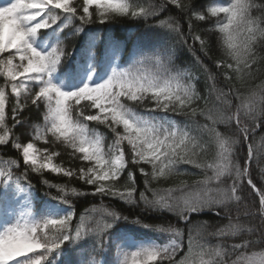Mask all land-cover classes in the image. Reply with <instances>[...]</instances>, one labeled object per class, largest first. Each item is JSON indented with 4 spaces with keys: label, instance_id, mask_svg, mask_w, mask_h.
<instances>
[{
    "label": "snow or ice",
    "instance_id": "1",
    "mask_svg": "<svg viewBox=\"0 0 264 264\" xmlns=\"http://www.w3.org/2000/svg\"><path fill=\"white\" fill-rule=\"evenodd\" d=\"M77 2L79 8L74 0H9L0 6V76L4 79L0 85V148L18 153L17 159L0 160L4 165L0 169V207L12 214L19 204L30 205L34 188L26 181L29 172L43 175L47 171L75 178L92 189L85 193L44 180L50 189L57 190V196L45 194L50 207L39 216L29 208L13 221L5 222L0 230V264H108L96 256L103 255L105 247L113 244L123 257L119 264H264V248L251 251L257 241L244 238L246 233L259 232V243L264 244V181L257 187L249 170L253 160L258 163L264 155V143L256 148L249 143L257 130L264 129V82L247 92L232 83L234 78L243 82L255 77L256 66L264 62V56L259 54L264 52V0H213L211 5L203 0L199 7L204 11H196L193 0H164L160 6H143L138 0ZM168 5L186 18L189 34L199 42L205 56L211 48L201 35L192 33V20L207 23L215 18L214 31L219 33L216 43L222 50V58L213 61L216 71L211 72L197 58L208 73V95L198 92L195 78L186 70L170 69L165 58L172 63L171 50L161 51L150 37H136L133 55L140 58L121 68L116 61L124 41L109 35L103 49L98 50L99 34L89 33L83 46L67 52L57 35L66 22L77 19L81 27L75 28L73 34L82 33L83 26L93 22V7L104 23L114 16L155 17ZM160 25L183 38L177 17L160 20ZM49 34L55 40L51 45L43 39ZM145 48L151 49L152 55H141ZM220 77L223 88L216 87ZM212 93H216L214 106L208 107ZM10 97L14 98L12 126L6 122ZM29 103L37 111L43 107V124L33 125L31 138L21 142L14 129L25 124L20 114ZM198 117H203L205 123H199ZM179 118H184L183 126L177 122ZM90 122L104 125L113 136L112 142L105 145L104 137L89 127ZM221 124L234 129L231 136L219 130ZM261 139L264 141V137ZM40 141L45 147H38ZM60 145L71 150L69 164L79 159L83 166L55 163L62 153L54 149ZM213 145L214 157L211 162H203V155ZM237 146L247 149L239 160L235 159ZM21 163L23 182L13 172ZM183 164L200 169L203 178L192 184L181 182L175 188L151 187L153 181L180 174L177 169ZM131 168H138L144 177L143 190L138 189ZM125 172L127 180L121 185ZM245 186L258 197L259 206L253 209L244 205L243 216L258 215V227L241 223L244 198L240 192ZM177 192L181 194L175 195ZM88 195L137 206L142 203L146 212L172 214L178 223L187 226L192 225L193 215L206 212L227 223L212 232L201 231L215 227L207 222L189 227L188 251L177 260L183 248L181 230L171 224L141 225L137 218L131 222L133 230L139 226L149 232L166 233L169 239L167 243H141L129 253L123 251L119 241L127 239L121 227L129 228L130 222L119 212L104 207L85 209L73 229L70 198ZM232 204L237 206L235 216ZM90 212L99 213L100 220ZM207 237H235L240 242L211 245ZM66 245H73L70 252ZM66 253L76 259H60Z\"/></svg>",
    "mask_w": 264,
    "mask_h": 264
},
{
    "label": "trees",
    "instance_id": "2",
    "mask_svg": "<svg viewBox=\"0 0 264 264\" xmlns=\"http://www.w3.org/2000/svg\"><path fill=\"white\" fill-rule=\"evenodd\" d=\"M129 3H132L133 0H128ZM138 2L147 6L149 3L160 6L163 4L164 0H138ZM203 0H193V4L196 6V11H204L203 8L199 7V4L202 3ZM208 4L211 5L213 0H207ZM257 2H261V0H257ZM74 3L79 8V3L77 0H74ZM93 11V22L88 25H84V31L79 34H73L75 28L81 27L80 21L72 20L66 22L65 25L62 26V30L57 33L60 39L63 41V46L67 52H71L73 47H81L85 43L88 38L89 33L99 34L100 39L97 42V49H103L105 41L108 36L111 35L114 39L124 41L125 47L120 52L119 58L116 63L121 68H127L129 65L133 63L134 60L140 58V55H133V41L136 37H150L152 42L156 44V47L161 51L163 49H170L172 56V63L169 64L167 58H165V64L170 69H182L186 70L192 77L195 78L193 81L196 84V88L201 95H208V82L207 76L208 73L203 71L200 64L197 63V58L199 61H202L204 65L208 67L211 72H215V68L213 65V61L222 58V50L219 47L216 41L219 38V33L214 31L215 18L211 19L209 22L199 21L193 18L192 20V33L201 35L211 48L208 51L207 56H205L199 49V42H194L189 34V25L186 18L181 17L178 12L171 6H167V10L163 12H157L155 17H147V18H132L131 16L122 17V16H114L109 18L106 22L101 23L99 18L95 14V8L90 9ZM255 14V13H254ZM169 16H175L179 19L182 31L184 33L183 38L178 36L176 33L169 30L166 26L160 25V20H166ZM48 41V44L51 45L55 42L54 38L49 34L43 37ZM187 41L186 43L184 41ZM43 46V45H42ZM259 51V50H258ZM260 55L264 56V52H259ZM141 55H152V50L145 48L144 52ZM151 71H155L154 66H146ZM258 71L256 72L255 77L251 79H246L243 82L237 81L235 78L232 83L235 87L240 88L241 91L247 92L249 89L254 88L256 85L264 82V62L259 63L257 66ZM59 82V81H58ZM4 84V79L0 76V85ZM217 88L224 87L223 78L220 79L216 83ZM216 93H212L210 96V103L208 107H213L212 101L215 100ZM14 103V98L10 97V103L7 110V124L12 126L13 121L11 119V105ZM201 107H204L203 102L200 104ZM217 108H221L220 105H215ZM43 112L44 109L41 107L39 111L35 107H33L30 103L24 108L23 112L20 114V119L25 121V124L22 126H18L14 129L15 135L20 137L21 142H26L27 139L31 138L32 127L33 125H42L43 124ZM183 119L179 118L178 123L183 126ZM199 123H205L203 117L197 118ZM89 127L95 129L99 134L104 137L105 145L110 144L113 140V136L111 132L104 126L97 124L96 122H90ZM218 128L221 132L225 133L226 136H231L234 129H232L228 125H218ZM262 137H264V129H259L256 131L254 137L249 138V143L253 144L254 148L258 147L262 141ZM236 138V137H233ZM51 139V137H49ZM38 147H45V144L40 141L37 142ZM56 151L62 153L59 156L55 163L59 164L61 161L65 162V166H72L79 168L82 165L79 159H73L69 164V155L68 153L71 151L70 149H65L62 145L55 147ZM237 156L236 160H239V156L246 155V147L241 148L239 146L236 147ZM215 145L209 149L208 153L203 155V162H211L212 157L215 155ZM125 152L127 154L128 149L125 145ZM18 153L15 151H10L8 147L0 148V160L5 159H17ZM129 160L130 156L127 157ZM243 164L242 161H240ZM4 165H0V169H2ZM133 171L136 175L137 187L139 190H143V181L144 177L139 173L138 168L129 169ZM147 171H151L150 168H146ZM250 173L252 175L253 181L257 183V187L261 186V181H264V155H261L259 158V162L257 163L255 160L251 163ZM180 174H173L168 176L166 179H161L159 181H153L151 187L153 188H175L181 182H186L187 184H192L194 181L202 179L201 170L194 167L193 165L183 164L180 165L177 169ZM14 176H21L23 182V172L24 168L22 163L18 168L13 169ZM44 180L50 181L52 184H60V185H68L70 188L74 187L80 192H90L92 189L90 186L84 184L82 181L72 178L71 180L68 177L55 175L50 172H45L43 175L35 174L29 172L26 177V181L29 182L33 188L35 193V199L33 204L34 213L36 216H39L45 209L49 208L50 205L48 203V197L45 195L46 193H50L52 197L57 196L56 189H50L47 185L43 183ZM127 180V172L123 174L122 179L120 180V184L123 185ZM228 183H231L229 180ZM27 186V184H25ZM181 193L177 192L175 195L179 196ZM151 197V193H148ZM240 195L244 198L243 204L240 206L241 212V223H243L247 227H258L260 225V219L258 215H249L243 216V212L245 211L244 205H249L253 209L259 206L258 197L254 194H250L249 189L245 186L244 189L240 192ZM138 198V193H137ZM70 203L72 205V210L74 212V220L72 223L73 229H75L76 225L80 223V216L84 214L85 209H93L104 207L116 212H119L123 216H127L130 222L129 228L121 227L122 232L127 233V239L124 241H119L122 244L123 251L125 248L130 247V241L135 240L138 242L139 240H153L155 243H167L168 242V234H162L158 231H146L139 226H131V222L135 221L137 218L140 219V224H149L153 226H164L167 227L169 224L179 228L181 230L180 239L183 242V248L180 252L177 253L176 259H181L188 251V236H189V227L198 226L203 222H207L209 225H214L215 227H209L206 230L201 229V231L212 232L215 231L216 227H220L223 224L227 223V220H221L220 217L214 216L210 212L202 213L199 215L192 216V225L187 226L182 222H177L178 218L169 213L163 212H146L144 205L141 203L139 206L131 203H124L118 199H111L109 197H101V196H79V197H71ZM233 216L236 215L235 204L231 205ZM89 215L95 217L96 220H100V214L95 212H90ZM95 227L96 225H91ZM102 226V225H101ZM196 228L193 227V236L195 238ZM245 239H252L257 241V246L251 249V251L259 252L261 248H264V244L259 243V232L254 234H245ZM207 242L211 245H216L218 243H222L225 245H231L233 243H239V239L235 237H229L226 240H222L217 237H207ZM88 244L91 245V240L88 241ZM73 245H66L67 250L70 252ZM95 255V254H93ZM122 257L120 251L117 250L115 244L111 247H105L104 254L96 256L97 260H105L108 264H119V261ZM69 258L75 260V256L69 257L66 253L60 259L68 260Z\"/></svg>",
    "mask_w": 264,
    "mask_h": 264
},
{
    "label": "rangeland",
    "instance_id": "3",
    "mask_svg": "<svg viewBox=\"0 0 264 264\" xmlns=\"http://www.w3.org/2000/svg\"><path fill=\"white\" fill-rule=\"evenodd\" d=\"M4 2V0H0V4H2ZM32 200V198H31ZM31 204V203H30ZM31 210V207L30 205H27V204H19L18 206L14 207L13 208V211H12V214H8L4 208H1L0 207V230H2V227L4 226L5 222L6 221H13L14 220V217L16 215H19L20 212L24 211V212H27L28 210ZM32 213V211H31ZM33 214V213H32ZM149 243V242H147ZM141 244V243H140ZM146 244V243H145ZM138 245H136L137 247ZM136 247L132 250V251H135L136 250ZM130 251V252H132ZM129 252V253H130Z\"/></svg>",
    "mask_w": 264,
    "mask_h": 264
}]
</instances>
